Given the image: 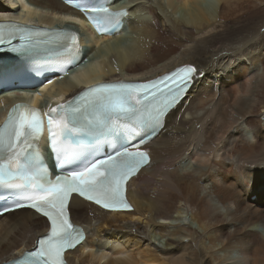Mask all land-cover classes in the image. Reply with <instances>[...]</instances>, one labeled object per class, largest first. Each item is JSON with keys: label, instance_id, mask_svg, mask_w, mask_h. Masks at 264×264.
<instances>
[{"label": "bare ground", "instance_id": "bare-ground-1", "mask_svg": "<svg viewBox=\"0 0 264 264\" xmlns=\"http://www.w3.org/2000/svg\"><path fill=\"white\" fill-rule=\"evenodd\" d=\"M27 1L41 8L31 11L42 24L77 25L73 11L56 12L70 10L60 0ZM24 2L0 0V19L22 15ZM116 4L128 8L124 28L109 38L88 27L89 61L59 84L64 94L77 91L71 79L81 76L83 84L120 76L147 80L187 63L197 71L147 146L150 165L129 183L134 210L107 212L72 198L71 218L87 236L66 252L67 261L264 264V16H249L264 0ZM1 97L0 116L16 101ZM47 227L31 210L0 217V264L33 248Z\"/></svg>", "mask_w": 264, "mask_h": 264}, {"label": "snow or ice", "instance_id": "snow-or-ice-1", "mask_svg": "<svg viewBox=\"0 0 264 264\" xmlns=\"http://www.w3.org/2000/svg\"><path fill=\"white\" fill-rule=\"evenodd\" d=\"M83 10L102 34L114 17L127 15L126 11L113 13L107 7ZM44 35L51 38L38 39ZM17 37L23 43L10 50L18 53L52 45L58 49V56H65L78 48V37L71 31L52 34L28 31L15 24L0 25V45L11 44ZM196 71L194 66H185L147 83L96 85L67 105H60L59 110L52 108L46 124L45 114L39 109L24 104L12 109L0 126V188L20 190L14 207L35 209L50 222L49 233L38 241L37 249L18 258L15 264H66L64 252L82 239V230L70 220L73 194L105 208L129 207L125 184L150 161L148 153L118 143L111 151L98 155L100 150H90L89 145L121 129L129 135L151 134L186 94ZM46 126L52 166L60 172L54 179L40 152L39 141Z\"/></svg>", "mask_w": 264, "mask_h": 264}, {"label": "rangeland", "instance_id": "rangeland-1", "mask_svg": "<svg viewBox=\"0 0 264 264\" xmlns=\"http://www.w3.org/2000/svg\"><path fill=\"white\" fill-rule=\"evenodd\" d=\"M261 6V5H260ZM261 10H256V11H253L249 16H254V17H263L264 16V5L262 6V8H260ZM263 15V16H262ZM257 197L258 195L255 194L252 198L253 200H257ZM162 240V244L164 243L163 242V239ZM104 242L107 243V240L104 239Z\"/></svg>", "mask_w": 264, "mask_h": 264}]
</instances>
